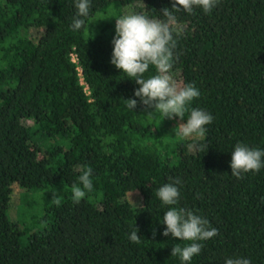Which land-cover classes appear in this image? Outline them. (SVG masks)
Returning <instances> with one entry per match:
<instances>
[{
    "label": "trees",
    "instance_id": "trees-1",
    "mask_svg": "<svg viewBox=\"0 0 264 264\" xmlns=\"http://www.w3.org/2000/svg\"><path fill=\"white\" fill-rule=\"evenodd\" d=\"M76 2L0 0V264H264V167L239 178L230 167L238 143L264 150V0L191 14L174 0H90L74 31ZM132 7L150 19L173 12L181 32L171 72L199 90L190 109L213 116L203 139L179 136V118L147 109L139 85L110 63L113 21ZM155 74L150 66L145 78ZM84 168L93 190L75 203ZM176 178L178 204L163 205L156 192ZM170 207L218 230L189 262L171 255L189 242L162 235Z\"/></svg>",
    "mask_w": 264,
    "mask_h": 264
},
{
    "label": "clouds",
    "instance_id": "clouds-1",
    "mask_svg": "<svg viewBox=\"0 0 264 264\" xmlns=\"http://www.w3.org/2000/svg\"><path fill=\"white\" fill-rule=\"evenodd\" d=\"M218 2L219 0H174L171 8L189 14L194 8H201L205 13H210ZM76 8L77 14L71 25L74 31L85 26L83 18L89 15L90 0H77ZM161 13L166 19H150L140 13L124 14L116 18L110 63L139 85L134 95L147 109L158 111L164 118H179L181 122L178 124L177 134L183 138L201 140L206 135L205 126L213 122V116L202 109H190V103L200 95L199 90L192 84L178 82L172 75L173 50L177 46L175 37L180 35L181 29L169 8H163ZM88 30L90 38H94L89 25ZM150 66L155 67L156 74L145 78ZM125 101L129 109L137 107L136 99ZM186 112L189 115L186 122H183ZM231 153V174L237 178L250 171L258 172L264 167V150L238 143ZM91 176V168H84L79 175L78 184L72 185V199L75 203H79L93 190ZM180 183V179L176 178L173 183L165 184L157 190L156 195L163 205L178 204L180 192L176 185ZM53 203L59 206L61 202L54 197ZM163 224L166 227L162 235L171 234L177 240L189 242L183 247L177 244L171 249V255L179 256L182 262H189L200 254L202 245L197 241H205L218 234V230L210 227L206 218L190 209L170 207L163 215ZM155 234L153 232V236ZM129 239L139 243L140 235L137 231H132ZM225 264H251V261L244 257H234L227 258Z\"/></svg>",
    "mask_w": 264,
    "mask_h": 264
},
{
    "label": "rangeland",
    "instance_id": "rangeland-1",
    "mask_svg": "<svg viewBox=\"0 0 264 264\" xmlns=\"http://www.w3.org/2000/svg\"><path fill=\"white\" fill-rule=\"evenodd\" d=\"M132 13H140V12L138 11L137 8H134V7H132V8H125V9H124V14H132ZM124 14H123V15H124ZM140 14H141V13H140ZM120 17H121V16H120ZM113 22L116 23V19H115ZM29 32H30L32 35H36V34L38 33V31L35 30V28L30 29ZM20 190H21V189H20ZM18 191H19V190H18ZM21 192H22V191H20L18 197H16V198L12 201V203H11V205H10V214H11L12 216L17 215V203H18V201H19V196H20ZM128 197H129V200H130L132 203H137V202H138V193H136V191L128 192ZM21 212H23V217H24V213H26L24 204H23V206H18V214L20 215ZM33 228H37V225H34Z\"/></svg>",
    "mask_w": 264,
    "mask_h": 264
}]
</instances>
